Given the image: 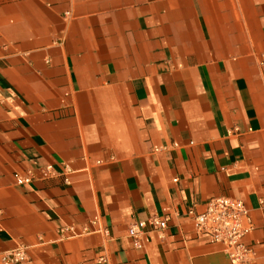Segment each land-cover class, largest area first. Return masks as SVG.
Instances as JSON below:
<instances>
[{"label":"crops","instance_id":"crops-1","mask_svg":"<svg viewBox=\"0 0 264 264\" xmlns=\"http://www.w3.org/2000/svg\"><path fill=\"white\" fill-rule=\"evenodd\" d=\"M212 196L242 199L264 264V0H0V254L230 264L187 214Z\"/></svg>","mask_w":264,"mask_h":264},{"label":"built area","instance_id":"built-area-1","mask_svg":"<svg viewBox=\"0 0 264 264\" xmlns=\"http://www.w3.org/2000/svg\"><path fill=\"white\" fill-rule=\"evenodd\" d=\"M54 173L52 166L47 163L43 164L40 169L41 177H48ZM11 176L18 185L28 183L32 179L30 169L24 171L13 170ZM64 182H69L67 176L63 177ZM264 205V196L259 198ZM187 214L191 215L196 231L204 235L209 241L217 242L221 245L222 251L227 256L230 264H249L254 258L255 252L251 244L243 240L253 228L252 218L249 209L238 197L212 196L209 197L204 207L199 211L192 208L187 209ZM167 215L158 216L151 214L147 220L138 219L130 223L126 232L131 238L133 246H139L138 238L146 232V222L150 225V230L160 231L166 224ZM90 224H96L95 219L89 220ZM71 229V227H64ZM81 231H89L92 228L83 226ZM96 230L104 228L96 226ZM26 247L19 243L14 247L5 250L0 254L2 262L20 264L26 260ZM64 264V263H59Z\"/></svg>","mask_w":264,"mask_h":264}]
</instances>
